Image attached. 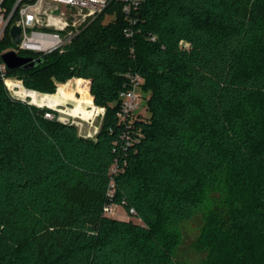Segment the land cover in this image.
<instances>
[{
    "label": "trees",
    "instance_id": "1",
    "mask_svg": "<svg viewBox=\"0 0 264 264\" xmlns=\"http://www.w3.org/2000/svg\"><path fill=\"white\" fill-rule=\"evenodd\" d=\"M137 16L127 37L111 6L62 53L8 69L43 94L87 82L106 109L95 139L0 80V264H183L175 230L205 207L203 264H264V0H146ZM129 73L151 96L127 128L117 113Z\"/></svg>",
    "mask_w": 264,
    "mask_h": 264
},
{
    "label": "built area",
    "instance_id": "2",
    "mask_svg": "<svg viewBox=\"0 0 264 264\" xmlns=\"http://www.w3.org/2000/svg\"><path fill=\"white\" fill-rule=\"evenodd\" d=\"M0 0V45L4 40L6 32L11 37V29L19 26L22 30L19 44H14L11 49L1 52L0 55V80L3 81L10 96L17 101L31 103V97L23 98L22 90L33 91L23 84V81L15 76L8 75V67L1 56L4 53L14 51L20 56L32 58L33 61L43 56L59 51L62 53L75 36L86 27L92 20L103 14L109 7H119L122 11L127 26L124 30L127 37H134L138 25L139 9L146 0ZM113 16L115 14H112ZM150 41H156L157 37L149 35ZM126 83L119 94L120 108L117 119L120 124L127 128L133 125L140 116V95L138 89L143 85V78L136 73H129L125 76ZM75 78H72L73 80ZM37 92V91H35ZM40 96L46 94L38 92ZM34 106L47 110L44 114L46 119L57 120L64 124L77 125L70 122L72 116L68 108L61 103L48 106L36 104ZM93 110L94 105H88ZM95 117L104 116L106 109L96 106ZM94 117V118H95ZM94 118L86 121L94 120ZM81 126L78 123L77 127ZM98 133V132H97ZM130 140L129 133L125 135ZM118 167L111 168V174L117 173ZM115 195L114 185L111 184L108 196ZM119 207L114 204L104 206L107 216L115 217Z\"/></svg>",
    "mask_w": 264,
    "mask_h": 264
},
{
    "label": "rangeland",
    "instance_id": "3",
    "mask_svg": "<svg viewBox=\"0 0 264 264\" xmlns=\"http://www.w3.org/2000/svg\"><path fill=\"white\" fill-rule=\"evenodd\" d=\"M113 15H106L105 16V22H109L113 20ZM9 34V33H8ZM11 43L9 44L8 39L4 37L3 42L1 43V52H5L8 49H11L13 47V42L11 40V37L9 35ZM68 83H71V87L68 88L67 93L69 96H73V98L66 99L63 103H61L63 106L68 108V111L71 113V117L69 118L70 122H74L78 125L81 124V126H78L79 128V134L85 138L89 139H95L97 132L99 131L103 117L102 115H99L94 118V120L86 121L84 117H82L81 114H73V110L77 107H81L82 101L89 99L92 100L91 104L88 105H94L93 98L91 95V92L89 91L87 82L81 79H69L67 82H59L55 81V84L57 86L56 93L54 94H48L54 97H59V87L62 85H66ZM144 84V82H142ZM138 94L140 95V109L139 112L142 116H149L148 108H147V101L151 96V92L145 91L143 89V85L138 89ZM75 100V101H74ZM79 101V102H78ZM89 109V107H87ZM91 110V109H89ZM105 115V114H104ZM76 125V126H77ZM210 208L205 207L203 210L199 212V214L192 219L191 221L185 222L182 224L178 229L175 231L180 234L182 237V243L181 246L178 248L177 251V257L179 261L183 264H203L204 258L206 257V254L201 251L200 248L196 246V242L201 234V231L206 223V216L209 213ZM119 219H130L129 214L127 211L123 208H119L117 211V214L115 215V218Z\"/></svg>",
    "mask_w": 264,
    "mask_h": 264
},
{
    "label": "water",
    "instance_id": "4",
    "mask_svg": "<svg viewBox=\"0 0 264 264\" xmlns=\"http://www.w3.org/2000/svg\"><path fill=\"white\" fill-rule=\"evenodd\" d=\"M21 28L19 26H14L11 29V37L13 39L14 44H19L20 36H21ZM3 62L7 65V67L11 70L14 69H23V70H30L34 69L39 63L42 62L41 59L33 61L32 58L24 57L18 55L16 52L11 51L4 53L1 56Z\"/></svg>",
    "mask_w": 264,
    "mask_h": 264
},
{
    "label": "bare ground",
    "instance_id": "5",
    "mask_svg": "<svg viewBox=\"0 0 264 264\" xmlns=\"http://www.w3.org/2000/svg\"><path fill=\"white\" fill-rule=\"evenodd\" d=\"M68 85H69V83H68ZM58 92H59V94H58L59 97L58 98L54 97V96H51V95H48V94H46L44 96H40L38 92L28 91V90H22L20 92V94H21V96L23 98L31 97L30 101L34 105H36V104H40V105L41 104H46L48 106H52V105H55V104H58V103H63L66 100V98H63L60 95L61 89H59ZM87 106H88V104H86V103L85 104H81V107H79V108L76 107L73 110V114H76V113L81 114L82 117H84L87 120L91 119V118H94L96 113H97V111H98L96 106L94 105V109L93 110L87 109Z\"/></svg>",
    "mask_w": 264,
    "mask_h": 264
}]
</instances>
